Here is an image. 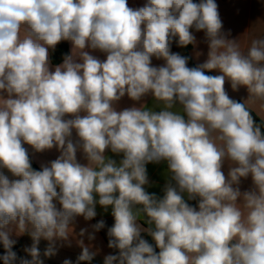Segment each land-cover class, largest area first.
<instances>
[{
  "label": "clouds",
  "instance_id": "clouds-1",
  "mask_svg": "<svg viewBox=\"0 0 264 264\" xmlns=\"http://www.w3.org/2000/svg\"><path fill=\"white\" fill-rule=\"evenodd\" d=\"M193 29L204 32L208 52L189 67L172 45H195ZM229 35L216 0L135 8L128 0H0V261L43 264L41 239L51 257L76 218L95 219L99 204L114 218L107 236L116 252L103 264H264V131L225 90L226 80L233 91L246 87L247 101L264 106V37L244 52ZM62 41L71 52L53 70ZM125 96L140 106L117 110ZM149 96L155 108L141 103ZM25 144L60 154L36 170ZM162 161L161 198L145 186L147 165ZM90 227L79 236L94 240L106 221ZM13 230L30 235L31 259L13 251ZM78 244L77 261H92L96 253Z\"/></svg>",
  "mask_w": 264,
  "mask_h": 264
},
{
  "label": "crops",
  "instance_id": "crops-1",
  "mask_svg": "<svg viewBox=\"0 0 264 264\" xmlns=\"http://www.w3.org/2000/svg\"><path fill=\"white\" fill-rule=\"evenodd\" d=\"M145 3V0H128L130 7H139ZM216 3L219 6L220 17L223 21V31L230 33L228 36L229 39H235L238 41L239 47L242 51L246 52L247 49L251 46V43L254 39L264 37V0H216ZM193 33L196 36L197 43L192 45L190 50V57L195 66L203 63L207 59L208 46L205 40V35L203 31L196 32L193 29ZM62 47L66 54L71 52V43L68 41H62ZM59 44L54 50V54L58 57L59 54ZM91 51V50H89ZM172 51L181 53L180 47H177L175 43L172 45ZM91 54L97 56L99 59L104 60L106 54L100 51H91ZM182 54V53H181ZM52 56V52H51ZM62 60L54 64L51 60V65L54 70V67L60 63ZM163 60H156L153 58L154 65L163 64ZM212 75H221L218 70L210 71ZM225 90L227 91L230 98L236 101L245 102L246 106L250 111H252L257 117H259L264 122V106L261 105V102H251L247 101L249 93L246 87H240L239 90L233 91L231 87V82L226 80ZM140 106L139 103L130 100L127 96L123 97L119 102L116 103L115 107L117 110H122L126 107H131L133 104ZM150 108L156 107V102L151 98V96L146 97L144 101ZM162 106V105H161ZM75 138V133H73ZM25 148L28 149L31 161L34 164V169L39 170L42 164H48L50 161L56 159L59 156V152L53 148L42 153L35 152L30 145L25 144ZM106 156L115 159L117 163L122 159L121 155H115L111 153L110 150L106 151ZM77 159L81 163H87L83 157V153L78 151ZM150 185L145 186L146 190L149 193H155L158 197H163L164 192L163 188L166 183L167 177V163L162 161L160 163H150L147 165ZM6 171V170H5ZM223 171L225 174L228 172V164L226 163ZM252 186L251 178L249 177L246 180L242 181L241 190H247ZM187 199V196H185ZM98 200V197H97ZM189 204L195 206L197 201L192 200L188 201ZM97 216L91 221H85L83 217H77L75 221V233L69 238V241H56L55 249L56 252L51 257H45L44 251L49 246V242L41 239L38 247L40 250V259L43 260V264H63L64 260L68 259L72 261V264H103L104 257L109 253H115L116 250L110 249L108 247V236L107 228L112 226L114 223V218L111 215V206L107 210L102 208L99 204L96 206ZM105 220L106 227L99 232L95 233V239L89 240L88 235L84 237L79 236L80 229L87 228L88 232H92L90 225L95 224L98 220ZM146 217L141 219L140 223L147 227L145 223ZM142 236L146 239L147 234L142 233ZM11 238L17 242L21 243V252L24 258L31 259V257L26 253L25 249L29 248L33 244V240L30 235L17 234L15 230L11 233ZM83 239L85 245L90 247V251L96 253L94 259L90 262L83 261L78 262L77 258L81 253V247L78 244V240Z\"/></svg>",
  "mask_w": 264,
  "mask_h": 264
},
{
  "label": "trees",
  "instance_id": "trees-1",
  "mask_svg": "<svg viewBox=\"0 0 264 264\" xmlns=\"http://www.w3.org/2000/svg\"><path fill=\"white\" fill-rule=\"evenodd\" d=\"M194 2H199V0H194ZM191 48H192V45H188L187 47L180 48L182 55H185V56L190 57V50H191ZM58 49H59V54H60L59 57L56 54H54V51H52L51 60H52V62L54 64L59 63L62 60V58L64 57V55L66 54L65 51L63 50V47H62V43L61 42L59 43ZM188 66L189 67H195L194 63L192 62L191 57L189 59ZM206 74L212 75L209 71H206ZM250 112H251L253 118L255 119L256 123L258 125H260L262 131H264V122L259 117H257V115H255L252 111H250ZM32 166H33V168L35 167L34 164H33V162H32ZM146 239L150 243H154V241H152V238L150 236L147 235L146 236ZM13 251H15L17 253L18 257L24 258V256L22 255V252H21V243L20 242L15 243L14 248H13ZM157 251H159V249H157ZM3 252H4V249H3L2 245H0V254H2ZM0 264H3V262L0 261Z\"/></svg>",
  "mask_w": 264,
  "mask_h": 264
}]
</instances>
